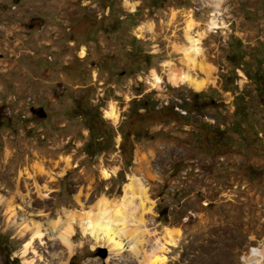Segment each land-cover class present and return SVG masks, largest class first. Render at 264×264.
<instances>
[{
    "label": "rangeland",
    "instance_id": "obj_1",
    "mask_svg": "<svg viewBox=\"0 0 264 264\" xmlns=\"http://www.w3.org/2000/svg\"><path fill=\"white\" fill-rule=\"evenodd\" d=\"M190 34L200 91L170 78ZM134 174L154 209L127 229L151 233L96 244L83 219ZM0 199V264H139L132 245L159 251L166 227V264L264 250V0H0Z\"/></svg>",
    "mask_w": 264,
    "mask_h": 264
},
{
    "label": "bare ground",
    "instance_id": "obj_2",
    "mask_svg": "<svg viewBox=\"0 0 264 264\" xmlns=\"http://www.w3.org/2000/svg\"><path fill=\"white\" fill-rule=\"evenodd\" d=\"M127 4L132 9H135L137 6V2L132 1H127ZM219 23L220 21L217 16V13H214L210 20L209 27L211 28L217 26ZM189 42V46L185 48V58L189 69L180 72L172 70L170 78L176 83L184 82L187 83L193 89L200 91L205 88L208 83V79L200 78L199 75L194 71L196 70L198 56L201 52L200 39L195 38L194 35L190 34ZM85 54L86 47H83L81 50V55L85 56ZM154 79V84H158L161 81L160 77L157 74L154 75ZM106 114L108 117L112 118L115 121L119 118V113L115 104L110 105L106 109ZM25 171L26 174H30V171L27 168L25 169ZM103 174L106 177H109L110 171L106 168L103 170ZM146 185L147 184L145 183L142 177L134 174L130 176V180L126 184L124 188V193L120 199L112 200L108 197H102L98 203V208H102L100 210V214L91 217V220L83 219L82 227L84 232L92 234L96 239V244H109L113 250L115 249L118 251L123 248L122 242L118 239V237H120V233L124 232L129 238H139L140 234L142 236H145L146 233H151L148 228H145L142 231H138L137 229H127L128 224H126L129 217L132 216L136 221L137 225H144L146 224L145 214L147 215L148 213L153 212V203L148 201L151 204L146 205V200L148 199V189ZM138 197L140 198L139 206L142 209V211L139 213L137 212V210L131 211V206L135 204V201ZM112 204L114 205L116 210H113L112 212H107V208ZM72 223H74V221L71 222L69 226H66L61 233V239H63L64 243L69 246L71 252H73L75 249V244L72 241L74 233V226ZM180 236L181 231L179 228L166 227L164 234L165 242H163L162 244H158L160 246V248H158L159 251L154 248L141 250L138 248L139 246L136 245H132V249L138 255L139 253H142V258L139 259V264H166L169 260V257L166 255V253L170 251V245L178 244ZM146 241L147 240L144 239L138 240L139 244L142 245V248H145ZM251 252L252 253L249 256V259H247L246 256L243 258L242 264H255L256 261H258L257 263L259 264L262 261L261 255H264L262 251H257L256 247H253L251 249ZM252 255L256 257L252 258Z\"/></svg>",
    "mask_w": 264,
    "mask_h": 264
},
{
    "label": "trees",
    "instance_id": "obj_3",
    "mask_svg": "<svg viewBox=\"0 0 264 264\" xmlns=\"http://www.w3.org/2000/svg\"><path fill=\"white\" fill-rule=\"evenodd\" d=\"M124 161H126V157H125V156H124ZM130 163H131V158L128 159V163H127V165L129 166Z\"/></svg>",
    "mask_w": 264,
    "mask_h": 264
},
{
    "label": "built area",
    "instance_id": "obj_4",
    "mask_svg": "<svg viewBox=\"0 0 264 264\" xmlns=\"http://www.w3.org/2000/svg\"><path fill=\"white\" fill-rule=\"evenodd\" d=\"M257 251H262L264 253V250L262 249V247H257Z\"/></svg>",
    "mask_w": 264,
    "mask_h": 264
},
{
    "label": "water",
    "instance_id": "obj_5",
    "mask_svg": "<svg viewBox=\"0 0 264 264\" xmlns=\"http://www.w3.org/2000/svg\"><path fill=\"white\" fill-rule=\"evenodd\" d=\"M46 115V114H45Z\"/></svg>",
    "mask_w": 264,
    "mask_h": 264
}]
</instances>
